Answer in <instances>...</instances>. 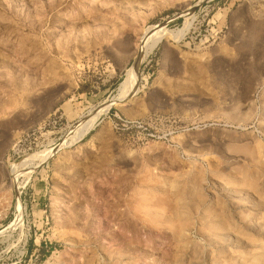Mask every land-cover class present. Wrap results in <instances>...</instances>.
Returning a JSON list of instances; mask_svg holds the SVG:
<instances>
[{
  "label": "rangeland",
  "instance_id": "1",
  "mask_svg": "<svg viewBox=\"0 0 264 264\" xmlns=\"http://www.w3.org/2000/svg\"><path fill=\"white\" fill-rule=\"evenodd\" d=\"M263 218L264 0H0V264H264Z\"/></svg>",
  "mask_w": 264,
  "mask_h": 264
},
{
  "label": "bare ground",
  "instance_id": "2",
  "mask_svg": "<svg viewBox=\"0 0 264 264\" xmlns=\"http://www.w3.org/2000/svg\"><path fill=\"white\" fill-rule=\"evenodd\" d=\"M164 30L162 26L160 27L151 26V27H148L143 32L142 37L140 39L139 48L134 54L136 61L134 65L132 64L133 65L132 67L127 69L125 78L123 82L120 84L117 94L112 99H110V102L108 105L104 104L106 106L105 107L106 109H109L114 104L130 101L133 98V88H134V83H135L134 79H136L135 74L137 72V68L139 64H141L142 62L146 60V58L150 55V53L154 50V48L163 39L167 37V33ZM94 119H96V116L85 118L83 121L79 122L76 129L72 133L69 143L66 144V146L62 150H66L72 147L73 145L79 143L84 138V136L91 130Z\"/></svg>",
  "mask_w": 264,
  "mask_h": 264
}]
</instances>
